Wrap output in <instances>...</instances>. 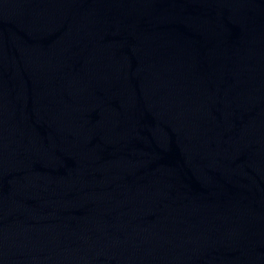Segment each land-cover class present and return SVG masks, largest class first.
Instances as JSON below:
<instances>
[{"label":"water","instance_id":"95a60500","mask_svg":"<svg viewBox=\"0 0 264 264\" xmlns=\"http://www.w3.org/2000/svg\"><path fill=\"white\" fill-rule=\"evenodd\" d=\"M0 264H264V0H0Z\"/></svg>","mask_w":264,"mask_h":264}]
</instances>
